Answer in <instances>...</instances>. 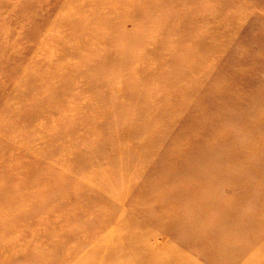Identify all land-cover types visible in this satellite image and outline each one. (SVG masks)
I'll return each mask as SVG.
<instances>
[{"label": "rangeland", "instance_id": "374dc122", "mask_svg": "<svg viewBox=\"0 0 264 264\" xmlns=\"http://www.w3.org/2000/svg\"><path fill=\"white\" fill-rule=\"evenodd\" d=\"M174 8H178L176 15L182 19L177 22L187 21L193 36L206 35L209 30L215 36L210 39L208 50L198 37L194 49L201 53L198 59L202 54L207 57L211 51L223 48L217 60L219 66L229 60L228 50L237 37L245 36L252 41L241 45L237 52L239 57L251 55L247 60L241 59V70L259 65L254 66L256 59L264 60V0H0V264H28L34 253L49 254L53 246L56 251L53 262L71 264L87 248L92 246V250H97L96 246L93 248V240L100 242L110 233V228L129 221L127 233L131 238L127 241L134 242L135 247L115 257L109 253L114 264H141L145 260L142 249L151 250L148 252L151 257L158 255L162 260L171 256L173 264L190 257L201 263L205 259L195 254L196 249L202 254L206 249H201V244L186 242L190 230L202 232V238L212 240L213 232L234 225H237V241L233 242L237 264H264V163L260 174V166L255 165L262 159L260 153L256 156L242 150L247 140L264 141V122L250 124L258 121L257 113L264 119L261 111L264 95H257L255 103L250 105V100L244 97L246 108L249 105L248 111H256V116L245 117L232 108L225 109L224 105L232 104L228 99L216 107L200 97H192L191 88L187 93V87L193 83L194 89L199 86L202 74L197 70L189 73L188 79L186 76L178 80L179 86L175 84L172 92L164 90V96L146 100L144 112L136 111L143 101L138 98L141 96L122 91L123 78L129 75L127 69L137 59L133 57L136 52L132 45L143 35L140 31L147 27L143 33L150 40L151 30L157 35V23L168 21ZM141 9L156 10V15L149 19L151 24L137 14ZM99 20L104 24L93 27V22ZM237 25L242 26L241 31L236 32ZM233 26L235 30L230 29ZM246 26L249 32L244 31ZM186 29L183 24L181 33H186ZM119 35L124 39L121 46L115 44L112 49L116 52L108 51L102 41ZM174 35L163 31L153 37L160 36L162 41ZM91 37L97 38L91 41ZM101 49L106 54L101 56V53L94 65L89 64L90 56ZM123 50L127 51L125 58L121 54ZM138 51L142 53L141 48ZM76 59L84 61L83 67L72 68ZM43 73L46 76L42 77ZM20 74L28 75L30 86L43 88L48 96L29 118L22 110L26 101L21 103L17 96L22 89L17 81ZM138 75L141 76L140 72L135 74ZM14 80L15 85L8 84ZM111 87L122 108L110 111L97 103L84 108L89 101H101L106 89ZM160 108L164 110L158 114ZM192 111L194 116L190 114ZM230 113L242 118L234 126L237 134L247 131L249 135H245L246 141L237 139V145L228 142L229 136L220 131L224 130L223 122L212 123L219 117L229 121ZM153 115L164 120L165 132L173 131L172 135L186 137L190 129L195 144L171 145L173 140L168 138L161 146L150 147L134 145V139L129 137L120 142L119 126L133 124L135 116H150L158 121ZM147 122L150 121H144ZM116 125L119 126L115 128ZM31 141L36 147H43L48 158L53 159L51 163L27 151V142ZM56 141L59 145L54 146L51 142ZM88 141L92 146L89 143L83 147ZM45 142L47 146L42 145ZM60 142H73L80 150H88L80 156L83 158L77 165L72 164L79 172L87 171L88 183L82 184L86 192L77 195L75 188H67L58 194L61 199L58 204L42 205L43 192L35 185L43 184L47 189L55 186L58 152L64 151L60 150L63 144ZM261 149L264 150V144ZM159 160L165 161L159 163ZM45 169L47 180H38L36 174ZM78 178L76 182L80 184L82 176L81 181ZM126 180L130 181L128 188L117 185L126 184ZM122 187L129 193L131 187L134 190L125 194L119 191ZM17 195L22 201L15 204ZM236 211L237 224L231 218ZM25 213L30 215L28 222ZM109 216L111 220L104 222ZM9 217L14 222L7 225ZM136 220L134 225L132 221ZM253 228L261 234L258 240L249 237ZM111 240L115 241V237ZM216 240L225 241V238ZM74 249L75 257L60 255L64 250ZM96 264L110 263L96 257Z\"/></svg>", "mask_w": 264, "mask_h": 264}, {"label": "bare ground", "instance_id": "6f19581e", "mask_svg": "<svg viewBox=\"0 0 264 264\" xmlns=\"http://www.w3.org/2000/svg\"><path fill=\"white\" fill-rule=\"evenodd\" d=\"M178 8H174L173 11L171 12V15L169 17L168 21H160L157 23L158 29H157V35L153 34L152 30L151 33H149V35H151V39L147 40V36L146 34L143 33V31L145 32L147 29V27H145L144 29H142L140 31L141 35L140 37H138L136 39V45H132V47L135 50V55H133V57L137 58L135 60V62L131 63V66L128 70L129 75H126L125 78H123V81L125 83V87L124 89H122V91H127L129 92H134L135 94H137L138 97L140 98L142 103L140 104V108L136 111L139 112H144L145 111V105L144 102L149 101L152 98L155 97H162L164 96V90H168V91H173L174 89H176V86H174L175 84H177L176 82H178V80H183L186 76L187 79L189 78V73L191 74V72L193 73V71L197 70L199 73L202 74V77L200 79V81L198 82L196 89H194V87H192L194 85V83L190 86L187 87V93H189L190 88L192 94V97H200L203 102H208V103H213L214 106L218 107L217 105L221 104V102L223 100H227V101H231V105H224V108L230 109L232 108V110H235L238 113H242L244 114L245 117H248L249 115L251 116H256V111H251L249 109L248 111V107L251 103H253L255 100L254 98H257V95L260 96L263 94L264 95V60H255L253 61L255 64H259L256 65V67L249 69L248 71H243L241 70L240 66L241 64H243L241 62V59L245 58V60H247L246 57H249L251 55V53H246V57H239L238 55V48L243 45L246 44L247 41H252V39H248L247 37H237V42L233 43V46H230V50H228V58L229 60L223 62L222 64H220L219 66L217 65V60L219 59V57L221 56V54L223 53L224 49L222 48L221 50L218 51H211V53L209 55H207V57L205 55L202 54V58L198 59L200 56L197 57L198 53L196 52L194 49L197 47L198 45V37H200L202 39V42L204 43L205 48H207V50L210 47V43L211 40H213L215 38V36L211 35V31L209 30L206 35H202V36H193L194 33L192 31V27H190L187 23V21L184 22H177L178 20H182L180 17L176 15ZM140 11L139 13H137L139 16H144L146 18V20L148 21L151 17H154L156 15V10L152 9V10H147V9H141L138 10ZM151 13V14H149ZM155 13V14H153ZM149 14V15H148ZM109 22V21H108ZM150 23V20L148 21ZM170 22V23H168ZM104 24V22H102L101 20L97 21V22H93V27L96 26L98 28L97 24ZM160 23V24H159ZM110 24V23H109ZM151 24V23H150ZM174 24V26H172ZM183 24L184 27L187 26L186 29V33H181V29L183 28ZM149 26V24H148ZM111 28V27H110ZM157 28V27H156ZM249 28V26H246L244 31H247ZM155 29V28H154ZM231 30H235L236 28L233 26L230 28ZM242 30V26L237 25V29L236 32L241 31ZM156 31V30H155ZM163 31L165 33H170L172 34V36L174 35V37H171L170 39H163L161 41V39L158 38H154L153 36H158V34L163 33ZM176 31V32H175ZM250 31V29L248 30V32ZM97 32V31H96ZM216 30L213 31V33H215ZM106 33V32H105ZM139 33V31H138ZM193 34V35H192ZM129 35V34H127ZM97 37H91V41L96 40ZM136 38V37H134ZM133 38V39H134ZM242 38V39H241ZM211 39V40H210ZM102 41V40H101ZM124 39H123V35L122 36H112V37H107L105 39V41H102L105 43V45L107 46V50L111 51V52H116L114 49H112L113 45L115 44H119L121 46V43H123ZM135 42V41H134ZM133 42V43H134ZM138 42H140L138 49H137V44ZM83 43V42H81ZM110 47V48H109ZM229 47V45L225 46V48ZM142 50V53H139L138 50ZM106 49V48H105ZM105 49H101L98 52L95 51L93 55H91L90 57V62L89 64H95L97 62V57L101 55V53H103L101 56L105 55L107 51H105ZM125 50L121 51V54L123 55V57L125 58L126 55ZM245 54V52H244ZM134 58V59H135ZM251 59V58H250ZM99 60V59H98ZM83 62L84 61H80L77 60L75 61V64L73 65V69L76 68L77 65H79L80 67H83ZM88 64V65H89ZM70 68V69H72ZM131 70H133L131 72ZM75 72V70H74ZM141 74V76L138 75V77L135 76L136 73ZM182 73V74H180ZM21 77L17 78V81L20 82V86L19 88V92H17V96L19 98H21L20 102L23 103L24 101H26L25 103H27L26 106L22 107V110L24 111V115L26 116V118L31 117L32 115L30 114L31 112L35 111V109L41 105H43L46 101V98L48 96H46L45 94H47V92L45 90H43V88L41 87H34L32 88L29 84V82L31 81L28 75H24V74H20ZM46 75H44V73L42 74V77H44ZM28 77V78H27ZM11 79V78H10ZM191 79V78H190ZM12 80V79H11ZM209 81H211V84L208 83ZM197 82V81H196ZM8 84H16V80H14L13 82H10ZM178 85V84H177ZM179 86V85H178ZM30 88V90H29ZM189 88V89H188ZM194 89V90H193ZM23 90V91H22ZM198 90V92L201 93V95H197L198 92H196ZM248 92V93H247ZM168 93V92H167ZM248 94L250 95V97L248 96ZM236 97H235V96ZM248 98L250 100V102L248 103L249 105L246 108V99ZM1 98V97H0ZM264 100V97H262ZM177 100V98H176ZM101 104L103 105V108H107V110L112 111L113 108H122V106L120 105L119 101L116 99V97L114 96V90L113 88H108L106 89V92L104 94V97L101 99V101L99 100L98 102L95 101H89L87 103L84 104V108L89 109L91 108L94 104ZM224 103V102H223ZM255 103V102H254ZM245 104V109H242V106ZM57 107V106H56ZM70 107V105L68 106ZM171 107L173 108V104L171 105ZM58 108V107H57ZM160 114L164 109L160 108L158 109ZM123 111V110H122ZM264 113V103H262V110ZM195 112H191V116H194ZM206 113V111L204 112ZM203 113V114H204ZM237 113V114H238ZM37 114V112L35 113ZM157 114V115H158ZM231 114V113H230ZM253 114V115H252ZM14 115V114H13ZM140 115V114H138ZM156 115H153V117H155ZM228 116V115H227ZM261 115H258L257 113V118L256 120H258L256 123H250L251 125H258L259 123L264 122V119H262L261 117H259ZM137 119H135V121L133 122V124L131 122L126 123L125 127L123 126H119L116 125L115 128H117V126H119L118 128V132H119V140L120 142L123 141V139H126L129 137L130 139H134V145L137 146H145V147H150V146H158L161 144L168 138V140L172 141L171 145H192L195 144L193 143L194 137L192 135V131H190V129H188V134L186 135V137H184L181 134H174L172 135L173 131H167L165 132V125L162 124L163 121H160L157 116L156 118L158 119V121L160 122V124H158V121H155L153 119L150 118V116L148 118H143V117H138L135 116ZM152 117V118H153ZM16 118V117H15ZM194 118V117H192ZM223 117H219L217 119V121H213L212 123H217L218 125H220L223 122V126L222 129L224 130H220L223 131V133H226L229 139L228 142H230L232 145L235 143V145H237V139H241L242 141H246L247 137H249V135L247 136V131L246 134L243 133H239V135L237 134V121L240 118L239 116L236 117L233 114H231V116L229 115V121L226 119H222ZM17 119V118H16ZM130 119V118H127ZM221 119V120H220ZM150 121L147 123H144V121ZM14 122V121H13ZM115 125V124H114ZM161 125V127H160ZM230 125H232V128L229 127ZM228 127V128H227ZM227 128V129H225ZM235 128V131H234ZM124 129V130H123ZM245 132V130H244ZM83 137L85 138V134H83L82 132H80ZM171 135H169V134ZM190 135V136H189ZM247 137H246V136ZM253 136V135H251ZM128 138V139H129ZM40 140L42 139L41 137L39 138ZM39 140V141H40ZM35 141V140H33ZM248 142H244L246 144V147H242V150L244 152V154L249 153H253L256 156L257 153L262 156V159L257 160L258 164H255L256 166H260V170L259 173L261 174V172L263 173V167H261V165L264 163V150H262V146L264 144V141H261L259 138L256 140L250 139L247 140ZM27 151H29L31 154H33L34 157L37 158H41V159H46L48 164L52 162V158H48L47 156V152L45 150H43V147H36V145L31 141V142H27ZM54 146L59 145L58 142H51ZM61 144L63 142H60ZM90 143V146H92L91 142H85L84 145H82L83 147H88ZM132 144V143H131ZM44 146H47V142H45L44 144H42ZM81 147L75 146V144L73 142H70L69 144L64 142L61 146L60 150H64L63 152H58V154L60 156H58L57 159H59V165H57V171H58V177L55 178V186H51L49 189H47L46 187H44V185H35V187L40 188L41 192H43V197H42V205H48V204H52L51 202H56L58 204V201L60 202L61 199H59V193L62 190H66L67 188H75L77 190V195H81L82 193L85 194L86 190L84 191L83 188H85L84 183H88L87 179H85L86 176V172L85 170H83V172H79L78 169L76 167H74L72 164L77 165V163H79V160L83 157L80 156H84L88 153V150H80ZM262 151V152H261ZM56 152V151H54ZM54 152H51V154H53ZM88 156V155H87ZM258 158V157H257ZM76 159H78V161H76ZM164 159V158H162ZM61 160L63 162V164L61 163ZM165 160H161V162H164ZM208 161V158H207ZM159 160V163H161ZM70 166L69 168L67 166ZM261 171V172H260ZM82 174V175H81ZM37 175V179L41 180V181H46L47 180V173H46V169L43 170L41 173L36 174ZM82 176V182H80V184H78L76 182L78 176ZM80 176L78 178L79 181L80 180ZM36 178V177H34ZM127 178V177H126ZM85 179V180H84ZM90 181H92V179H89ZM83 184V185H82ZM124 185L126 186V188H128V186L130 185V181L126 180V184L124 182H118L117 185ZM90 185V184H89ZM88 185V187H89ZM143 187V186H142ZM157 190L160 189V187H155ZM260 189V187H259ZM133 187L130 188V193L132 192ZM84 191V192H83ZM115 191V189H114ZM119 191H121L122 193H128L127 189H125L124 187H122V189H119ZM82 192V193H81ZM89 193L91 191H88ZM119 192V193H121ZM112 194V193H111ZM35 195V194H34ZM89 195V194H88ZM17 200H15L14 202L18 201L21 202L22 200H20L21 196L17 195ZM62 198V197H60ZM30 199V196H29ZM24 200V199H23ZM138 201V200H136ZM18 202H16L15 204H17ZM6 203L8 204V202L6 201ZM14 204V205H15ZM23 204V203H22ZM115 204V203H113ZM10 205V203H9ZM40 206V207H44V206ZM12 215V213L10 214V216ZM25 216L28 218V220L26 222L29 221V213H25ZM14 217V216H13ZM12 217V218H13ZM111 217H107V219H105L104 222L108 223ZM232 222H235L237 224V211L234 212V214H232L231 216ZM13 219H11L9 217V220L7 223V225L12 224L14 221H12ZM138 220L136 221H132V223L135 225L137 223ZM130 222V221H129ZM124 222H119L118 225L114 226L113 228H110V230L108 232V234H106L101 240L100 242H96L93 240L92 244H93V248H95V246L97 247V250H92V246L87 248L84 253L79 256V257H75L76 255V249L79 248V246L81 244H79V246H75L76 249H74V251L72 252H66V250L62 251L60 253V255H63L65 257H75V260L71 263V264H96V257L97 260L98 258H100L101 262L107 263L109 262L110 264H114L113 262V258L110 257V254L112 252V255H120V254H124V251H127L128 249H130V247H135L134 246V242L131 241H127L129 239V237L131 238L130 235H128L129 233H127V225ZM105 223V224H106ZM140 223V222H139ZM141 224V223H140ZM224 224V223H222ZM254 223H251V225L253 226ZM257 228H253V230L251 231L249 237L252 240H258V235L261 237V234H258ZM192 231V232H191ZM127 234V235H126ZM202 232H197V231H193L190 230L189 232V240H187V243H196L198 245L201 244V249L205 250V254H210L209 255H205L202 253H199L200 249H196V255L201 256L203 259H205L204 262H201L199 260H196L194 257L193 258H188L187 260L181 261L179 262V264H237V249L234 247L233 242L237 241V225H234L231 228H225L219 231H215V233L213 232V234H211L212 240L209 239H205L202 238L201 235ZM149 236V234H147ZM116 236H120L119 238H121L122 240L118 241L119 238H116ZM128 236V237H127ZM176 236V235H175ZM115 237V241H112L111 239H113ZM178 237V236H176ZM218 237H223L225 238V241H217L216 239ZM183 239V238H181ZM126 240L125 243H123ZM185 240V239H183ZM262 240L263 237H262ZM156 241V240H155ZM128 242V243H127ZM91 243V242H90ZM88 243V245L90 244ZM204 246H206V248H204ZM54 246L51 248L52 252H50L49 254H40V253H34L32 255V258H30V262H28V264H63V263H55L53 262L54 260V255L55 252L54 251ZM132 248V249H133ZM106 249V250H104ZM150 250V249H148ZM104 251V252H103ZM151 251V250H150ZM147 250L142 249L141 254L142 256L145 257L144 262H142L141 264H158V262L162 261L165 262L166 264H173V258L171 256H167L165 258H160L157 256L151 257L150 254ZM152 252V251H151ZM104 253V254H102ZM108 254V255H107ZM25 253L22 256H24ZM107 255V256H106ZM100 256V257H99ZM117 262V261H116ZM3 264V263H2ZM118 264V262H117Z\"/></svg>", "mask_w": 264, "mask_h": 264}]
</instances>
